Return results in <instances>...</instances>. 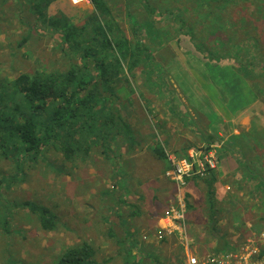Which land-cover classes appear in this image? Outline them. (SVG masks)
<instances>
[{
    "label": "rangeland",
    "instance_id": "1",
    "mask_svg": "<svg viewBox=\"0 0 264 264\" xmlns=\"http://www.w3.org/2000/svg\"><path fill=\"white\" fill-rule=\"evenodd\" d=\"M107 1L127 32L128 21L122 11L123 1ZM181 2L188 6L186 0H176L173 6H180ZM239 2V5L229 9L235 21L244 19L251 22L254 16L264 21L261 13L264 0ZM27 10L28 7L17 0H0L1 81L14 80L20 73L35 69L66 68L67 61L60 53L59 41L50 33L40 34L30 30L34 17ZM92 12L91 4L73 5L70 0H54L48 6L46 15L57 17L62 13L78 26ZM193 14L191 11L189 17L194 18ZM170 34L172 41L168 42L177 56L179 66L177 70H170L168 93L160 95L155 88H150L151 92L140 87L142 76L138 72L131 81L136 91H143L144 99L149 100V104L144 99L141 101L137 92L130 97L126 88H121L118 93L124 103V116L130 120L135 140L140 145L136 143L133 147H127L124 143L120 146L111 144L107 154H102L101 149L95 148L84 163H79L74 168L64 163L58 151L50 148L36 162H24L23 178L16 171V163L12 157L8 156L7 159L0 156V180L17 175L15 180L9 179L0 185V264H56L67 249L82 242H87L92 247L94 258L99 264H126L121 246L117 244L118 240L123 239L136 240L142 246L132 255L131 261L141 259L144 264L158 263L155 258L161 264H184L189 254L205 257L213 253L216 241L210 235L206 187L203 185L200 193L195 192L193 197L190 196L188 201L192 208L188 210L184 198L187 183L179 191L165 177V172L169 170L168 163L163 176L175 186V193L161 208L160 219L171 208L180 210L182 206L187 243L179 241L176 233L165 235L160 232L159 226H167L162 220L157 227L145 231L138 238L118 236L121 234L119 218H123L122 215L125 216L128 210L119 202L123 201L121 198L134 199V196L130 192L123 193L120 187L113 188L114 184L123 181L127 184V190L130 189L131 182L136 186V175L128 170H133L137 164L141 165L148 160L154 145H160L167 156L179 158L205 145L208 136H214L219 141L210 145L216 161V172L219 158L222 159L221 146L228 142L233 132L250 133L252 126L256 130H264V117L258 120L264 116V110L260 107L262 105L249 112L231 107L228 101L223 100L219 94L221 92L210 84L204 70L205 61L194 51L189 41L184 37L177 40L173 32ZM24 39L25 43L22 44ZM179 71L187 77V83L198 101L190 99L191 102H188L189 92L184 95L178 87L175 80L179 78L178 81L181 82L183 79ZM170 99L174 100L172 105H168ZM131 100L133 105L127 103ZM259 113L261 115L257 117ZM138 116L142 119H137ZM259 147L251 155L263 153L264 149L261 145ZM106 155L112 158L107 159ZM150 162V165L155 163L154 160ZM64 166L61 173L60 168ZM256 166L261 164L258 162ZM137 175L141 177V181L142 178L149 180L148 175ZM221 180L217 188L214 184L216 203L212 212L217 221L218 235L226 240L227 246L223 250L226 252L232 247H243L248 240L257 239L260 234H264V195L254 190L255 183H247L242 179L234 159L230 158L226 163L225 179ZM145 199L147 201V197L142 196L140 201ZM23 201L34 202L49 211L48 215L53 217L54 229L42 230L38 217L16 204ZM85 223L91 225L90 234L81 228ZM107 229L118 234L115 237L117 241L107 234Z\"/></svg>",
    "mask_w": 264,
    "mask_h": 264
},
{
    "label": "trees",
    "instance_id": "2",
    "mask_svg": "<svg viewBox=\"0 0 264 264\" xmlns=\"http://www.w3.org/2000/svg\"><path fill=\"white\" fill-rule=\"evenodd\" d=\"M17 1L27 6L34 17L30 30L54 36L67 61L65 70L35 69L20 73L11 81L0 80V156L12 157L20 178L25 174L24 162H36L50 148L74 168L84 163L95 148L107 154L111 144L135 146L134 129L124 116V103L118 93L126 88L130 97L137 92L138 98L144 99L143 91H136L131 81L137 72L142 76L140 87L151 92L150 88H155L160 95L168 93L170 70L179 66L168 42L171 32L177 40L184 37L189 41L205 61L210 84L231 107L249 112L262 105L264 110V21L255 16L251 22L235 21L229 9L239 5V0H186L188 6L182 2L173 6L176 0H122L127 32L107 0H90L93 12L78 26L62 13L47 17L46 10L54 0ZM191 11L193 19L189 17ZM261 11L264 15V8ZM179 74L183 79L175 81L184 95L189 92L188 102L198 101L187 77L180 71ZM144 100L149 104V100ZM131 101L127 103L133 105ZM173 101L170 99L168 105ZM228 139L221 146L220 156L234 159L242 179L255 183L254 190L264 195V152L251 155L260 145L264 149V130L252 126L250 133L241 132ZM217 143L211 135L205 140L206 146ZM151 152L157 160L167 162L160 145H154ZM63 169L65 166L60 168L61 173ZM212 172L204 181L205 198L210 235L216 241L213 253H220L227 243L218 235L212 212L216 203ZM16 177H4L0 185ZM184 198L190 210V196L185 194ZM16 204L37 216L42 230L54 229L53 217L45 208L31 201ZM117 244L121 246L120 240ZM261 253L264 255V249ZM131 257L132 252L125 250L126 264H144L141 259L131 261ZM155 261L161 264L157 258ZM56 264L99 263L92 247L82 242L67 249Z\"/></svg>",
    "mask_w": 264,
    "mask_h": 264
},
{
    "label": "crops",
    "instance_id": "3",
    "mask_svg": "<svg viewBox=\"0 0 264 264\" xmlns=\"http://www.w3.org/2000/svg\"><path fill=\"white\" fill-rule=\"evenodd\" d=\"M232 135H237L236 131L233 132ZM151 151V150H150ZM152 152H150L151 154ZM154 155L151 154L148 160L138 165L132 170H128L129 173L136 175L134 180L137 181L136 186L133 182L130 183V189L127 190V184L123 181L119 183V187L121 191L127 192V194H132L134 199L126 200L128 198H121L119 204H122L124 209H128L126 215H122L123 218H119L118 227L121 231V234L113 232L111 229H107V234L109 236L113 235L114 237L122 236L125 238H133L139 237L145 233V231H150V229L157 227L160 222V211L161 208L165 206L170 198L173 197L175 193V186L166 178H164L163 173L166 170L167 162L159 161ZM132 158V157H131ZM136 159V158H134ZM154 160V165H150V161ZM230 160L229 155H223L222 159L219 160V168L213 171V176L215 179V187L217 188L218 182L222 181L221 179H225V165ZM145 174L148 175L149 180L146 178H142L137 174ZM209 176L205 180H209ZM219 179V180H218ZM200 180H190L187 182L185 193L189 196H194L195 192L200 193L202 186H205L204 181ZM218 180V181H216ZM134 186V189H133ZM130 192V193H129ZM129 196V195H128ZM147 197V201H140L141 197ZM145 202V203H144ZM85 203V202H84ZM120 213H123L122 211ZM117 217V216H116ZM118 220V219H117ZM89 224V223H88ZM87 223L82 224V229L90 234L91 225ZM121 249L124 253L125 250L131 251L132 255L136 254L138 250L141 249V245L136 241L130 240H121ZM124 248V249H123Z\"/></svg>",
    "mask_w": 264,
    "mask_h": 264
},
{
    "label": "built area",
    "instance_id": "4",
    "mask_svg": "<svg viewBox=\"0 0 264 264\" xmlns=\"http://www.w3.org/2000/svg\"><path fill=\"white\" fill-rule=\"evenodd\" d=\"M73 5L91 4L90 0H70ZM169 170L165 172L167 177L177 189L183 188L192 179H205L210 171L216 169V161L212 153V146L203 145L190 151L186 156H167ZM167 226L160 227V232L165 235L176 233L179 241L187 243L185 237V216L182 210L171 208L164 213L161 219ZM160 220V222H161ZM162 230V231H161ZM264 234H260L257 239L248 240L246 245L240 248L232 247L231 250L220 253H212L205 257L187 255L184 264H264Z\"/></svg>",
    "mask_w": 264,
    "mask_h": 264
}]
</instances>
